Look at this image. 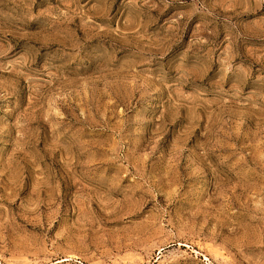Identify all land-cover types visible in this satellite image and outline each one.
<instances>
[{"label":"rangeland","instance_id":"obj_1","mask_svg":"<svg viewBox=\"0 0 264 264\" xmlns=\"http://www.w3.org/2000/svg\"><path fill=\"white\" fill-rule=\"evenodd\" d=\"M0 264H264V0H0Z\"/></svg>","mask_w":264,"mask_h":264}]
</instances>
